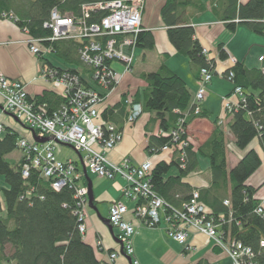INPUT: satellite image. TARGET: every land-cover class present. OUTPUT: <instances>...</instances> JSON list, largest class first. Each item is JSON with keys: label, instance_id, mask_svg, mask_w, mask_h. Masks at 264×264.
Masks as SVG:
<instances>
[{"label": "trees", "instance_id": "1", "mask_svg": "<svg viewBox=\"0 0 264 264\" xmlns=\"http://www.w3.org/2000/svg\"><path fill=\"white\" fill-rule=\"evenodd\" d=\"M112 1L115 0H0V12L16 18L15 24L21 30L28 31L30 37L42 41L52 36L50 30L45 28L52 9L58 8L62 14L80 16L83 5ZM214 2L213 11L231 33L239 26H246L253 34L264 38V0H250L247 4H241L240 0ZM190 8L200 10L201 5L196 0H164L160 16L167 28L168 39L181 56L189 59L197 78L203 68L210 69L215 76L216 59L209 58V52L206 56L205 48L196 38L195 27L190 24L188 17ZM105 15L106 11L92 12L88 21L100 22ZM137 40L138 49L152 51L155 48L156 39L151 30L141 32ZM79 48L80 44L75 41L53 43L54 54L58 58L83 68ZM218 53L220 61L230 59L223 45L218 46ZM41 64L43 68L53 67L45 59L41 60ZM231 74L233 77L230 81ZM223 78L232 83L233 92L236 87L243 91L242 99L238 98L233 113L228 114L232 118L230 132L237 148L245 151L253 140L258 139L264 151V60L260 68H249L244 62L236 61L223 74ZM143 80L148 85L142 103L143 111L157 114L163 130L161 136L150 138L147 148L150 156L159 154L165 145L173 146L170 133L178 129L179 119L185 112L190 111L186 128L196 118L211 116L206 111H201L198 116L192 115V92L184 80L166 67H161L158 72L144 74ZM125 99L101 114L104 123L119 126L120 131L127 118ZM35 101L39 105L46 104L50 113L66 103L63 97L51 92H45ZM19 138L20 135L9 127L0 138V176L6 184V188L0 187V264H104L96 255L95 248L87 244L84 235L80 234L81 223L76 214L74 190L65 187L56 192L51 181L42 178L35 170L24 179L23 158L15 165L8 161L7 158L19 150ZM193 147L186 151L184 164L178 152H175L177 158L172 163L156 164L150 175L152 188L174 209H180L191 200L193 192H199L201 201L211 208L210 217L223 224V237L252 249L256 254L255 264H264V252L260 247L264 240V212L261 215L257 213L260 206L256 198L257 189L247 184L263 165L258 152L250 150L239 161V165L230 170L225 133L217 128L207 144L199 149V155L209 159L212 187L209 190H195L184 182L187 175L197 172L199 168L198 155ZM81 181L87 186L85 175ZM228 189L229 199L226 197ZM226 202L228 205H225Z\"/></svg>", "mask_w": 264, "mask_h": 264}, {"label": "built area", "instance_id": "2", "mask_svg": "<svg viewBox=\"0 0 264 264\" xmlns=\"http://www.w3.org/2000/svg\"><path fill=\"white\" fill-rule=\"evenodd\" d=\"M145 5L146 0H115L105 4L83 5L80 16L62 14L58 8L52 9L49 21L45 24L52 36L42 41L30 37L26 42L30 53L37 56L41 62L53 56V43L75 41L80 44V61L88 69L89 77L96 85L94 87L86 83L78 72L47 66L42 75L54 88L61 90L60 96L66 100L55 112L50 113L46 104L39 105L35 99L32 100L24 82L10 79L0 73L1 114L10 115L32 132L30 138L20 135L17 143L23 154V177L27 179L31 171L35 170L42 178L51 181L56 192L71 187L75 192L76 214L81 223L80 234L85 236V222L89 215V192L81 181L84 173L79 171L75 161L58 157L59 147L70 146L81 154L83 165L90 174L109 181L116 178L126 180L122 197L135 202V208L131 211L122 201H115L110 206L108 220L123 244L124 254L131 259L132 264H139L135 260L133 243L138 230L141 227L157 229L162 224L166 226L168 237L180 245L187 246L193 233L202 234L214 241L216 247L223 250L232 260V264H255L256 254L252 249L236 240L230 241L223 237V224L210 217L211 211L201 201L199 192H193L191 200L180 209L170 207L157 195L150 178L155 168L153 156L156 154L139 166L132 165L128 159L117 165L107 158V155L121 144L124 137L122 130L111 123L103 122L100 105L118 88L122 80V75L113 69V62L123 63L126 74L133 71L137 37L145 31L142 28ZM105 11L107 15L100 22L88 21L92 12ZM2 18L13 23L17 21L7 14H2ZM22 31L29 35L28 31ZM204 53L208 56L207 49H204ZM235 62L236 60H233L234 64ZM232 77L231 74L230 81ZM213 78L214 73L210 69L201 70L197 79L198 89L193 100L192 115L198 116L201 113L207 87ZM242 94V89L236 87L231 97L223 98L224 111L233 113L237 104L233 102L232 97L241 98ZM125 105V124L131 126L142 118L143 105L135 102L132 97L125 99ZM189 112H185L179 119L178 129L170 133L173 146L165 145L161 151H171L174 154L178 152L182 164L186 161V151L193 145L188 138V128L185 127L190 117ZM6 129L7 126L0 117V138L4 136ZM34 135L40 139L48 138L50 141L40 144L34 141ZM225 205H228V202ZM263 212L264 205L260 204L257 213L261 215ZM129 214L133 215L135 222L127 219ZM260 247L264 252V240L261 241ZM110 255V264H113L121 254L115 252Z\"/></svg>", "mask_w": 264, "mask_h": 264}, {"label": "crops", "instance_id": "3", "mask_svg": "<svg viewBox=\"0 0 264 264\" xmlns=\"http://www.w3.org/2000/svg\"><path fill=\"white\" fill-rule=\"evenodd\" d=\"M249 1L250 0H240V3L247 4ZM196 2L201 5V8L200 10L195 8H190V10H188L190 24L195 27L196 38L199 40L201 46L208 50L209 58L212 60L216 59L217 72L215 79L207 87L208 91L204 100L205 102L202 104V111L210 113L211 116L206 119L196 118L188 127L187 134L194 145V152L198 155L199 168L197 172L187 175L184 182L186 184L188 183L195 190H209V188L212 187L213 176L211 175L209 159L199 155V149L207 144L209 139L213 136L214 131L219 128L225 133L227 143L226 154L230 170L239 165V161L244 158L250 150L258 152L263 165L254 173L247 184L257 189L256 198L260 201L261 205H264V151L261 142L255 139L245 151L238 149L235 138L232 132H230L232 118L228 115L226 117L223 109V98L227 96L231 97L234 90L233 85H229L226 79L223 78V74L234 65L233 60L244 62L249 68H260L263 63L260 59L264 58V38L253 34L246 26H239L234 33H231L225 26V23L221 22L219 16L213 11L215 7L214 0H196ZM163 5L164 0H147L146 9L142 16V28L146 31L151 30L153 32L154 39H156L155 48L152 51L136 48V59L132 73L126 74L124 72L123 63L113 62V69L116 71L114 64H118L119 69L122 71L120 73L122 75V80L118 88L111 92L109 98L100 105L101 112L109 108H114L120 104L124 98L128 97H132L135 102L142 104L147 94L145 91L148 88L147 83L143 80V75L158 72L161 67H166L169 71L177 74L187 83L193 97L196 95L198 89V76L196 72L191 69L189 59L181 56L168 39L167 28L160 16ZM154 14L156 21L151 18ZM245 28L250 34L255 36L251 37L245 33L253 41L249 48H247V44L241 46L237 41L238 35L241 34ZM29 38L30 36L25 34L17 24L10 20L3 19L0 12V73L10 79L24 82L27 86L26 88H28L29 97L32 100L41 97L45 92H51L61 97V90L54 88V86L48 83L42 75L44 68L38 57L30 53L29 46L26 44ZM219 45L225 47L230 57L229 60L224 62L220 61L218 58ZM253 50H258L256 52L258 59L255 65H251L249 61L251 58L250 56L253 54ZM48 62L57 69L78 72L86 80V83L92 85L90 83L88 69H86L85 66L82 68L76 64L72 65L65 62L67 66L63 68L62 66L53 64L51 59H48ZM116 73L118 72L116 71ZM232 100L236 104L239 102L238 97H232ZM8 116L10 115L1 114L0 107L1 120L7 127L12 129L7 118ZM122 126L124 139L114 151H111V153L107 155V158L117 165L122 164L124 160L128 159L132 165L139 166L150 158L147 150L150 138L163 134L160 121L157 118V114L154 112L144 113L142 118L131 126H127L124 119ZM116 127L119 128V126ZM19 131L21 136L31 137V132L29 133L26 130ZM68 147L71 148L70 146ZM68 147H59L58 150L62 151L61 155H63V149H68ZM20 153L22 154L21 151ZM77 156V159H72L70 156L61 159L75 161L79 171L81 170L85 175L83 162L80 160L78 153ZM22 158L16 161L12 159L10 163L15 165L20 162ZM176 158L177 156H175L173 152L164 151L154 155L153 162L155 165L162 162L170 164L175 161ZM173 172L176 175L175 171ZM88 179L92 181L93 184L94 204L97 211L89 208V215L85 222L87 224V231L84 240L87 244L95 248L96 255H98L102 263L110 264V254L121 252L122 248L115 240L112 233H110L105 223L109 218L110 206L115 201H122L127 205L128 209L132 211L136 203L122 197L123 188L126 186L125 179L116 178L115 180L109 181L99 179L89 172ZM226 197L228 199L230 198V189H228ZM206 207L209 208L207 205ZM103 211L107 213L105 217H102ZM127 219L135 222L132 214H129ZM165 228V224H162V226L157 227V229L141 227L138 230L133 243L135 260L138 261L139 264H201L202 262H208L210 264H232V260H230L227 254L223 252V250L221 251L218 249L214 241L209 240L206 236L193 233L188 239L187 246H183L171 240ZM114 233L117 236L115 231ZM113 264L132 263L127 256L121 254Z\"/></svg>", "mask_w": 264, "mask_h": 264}, {"label": "rangeland", "instance_id": "4", "mask_svg": "<svg viewBox=\"0 0 264 264\" xmlns=\"http://www.w3.org/2000/svg\"><path fill=\"white\" fill-rule=\"evenodd\" d=\"M146 3H147V0H146ZM146 6V5H145ZM151 18H153V20H155L156 21V18H155V14L153 15V16H151ZM245 33H247L248 35H250L251 37H255V36H253L252 34H250V32H248V30L245 28V30H243L242 32H241V34H239L238 36V39H237V41H238V43L242 46H244V45H246L247 44V48H249L250 47V45L252 44V40L249 38V36L247 35V34H245ZM258 50H253V54L250 56L251 58L249 59V61H250V63H251V65H255L256 64V61H257V59H258V56H256V52H257ZM47 59H51V61H52V63L53 64H55V65H59V66H62L63 68L64 67H66L67 65H65V61H62L60 58H58L56 55H54L53 54V56H49ZM260 61L261 62H263L261 59H260ZM114 66H115V68H116V71L118 72V73H121L122 71L119 69V67H118V64H114ZM87 69V68H86ZM213 79H215V76H214V78ZM227 81V83H229V85L230 84H232L231 82H229L228 80H226ZM90 83L95 87L96 85H95V83H94V81L90 78ZM223 103H224V101H223ZM223 109H224V104H223ZM225 114H226V117H227V115H228V112H226L225 111ZM8 118V120H9V124H10V126L12 127V129H14L15 131H17V133L20 135V131L19 130H26L27 132H31L30 130L28 131V129L25 127H23V125L20 123V122H17L13 117H11V116H8L7 117ZM32 133V132H31ZM189 138V137H188ZM190 139V138H189ZM64 151H63V155H61L62 153V151H59L58 152V157L59 158H63V159H65L64 157H68V156H70L72 159H77L78 158V156H77V152L75 151V150H73L72 148H69L68 147V149L66 148V149H63ZM22 158V154L20 153V151L19 150H17L16 152H14L11 156H9L7 159H8V161L9 162H11L12 161V159H14L15 161L16 160H18V159H21ZM176 173V172H175ZM173 174H174V172H173ZM0 187H3V188H6V184H5V181H4V178L2 177V176H0ZM105 211V210H104ZM102 212V217L104 216H106L107 215V213L106 212Z\"/></svg>", "mask_w": 264, "mask_h": 264}, {"label": "water", "instance_id": "5", "mask_svg": "<svg viewBox=\"0 0 264 264\" xmlns=\"http://www.w3.org/2000/svg\"><path fill=\"white\" fill-rule=\"evenodd\" d=\"M34 141H36V142H38V143H40V144H46V143L49 142L50 140H49L48 138H46V139H40V138H38L37 136L34 135ZM78 155H79L80 160L83 162V160H82V158H81V154L78 153ZM84 170H85V177H86L87 181H89L88 186H87V188H88V192H89V201H88V202H89V208H90L91 210L97 211V209H96V207H95V204H94L95 202H94L93 184H92V181H90V180L88 179V171L85 169V167H84ZM105 223H106V225L108 226L110 233H112V235L115 237V240H116V241L122 246L120 254H123L124 256H126V255L124 254V251H123V244H121V242L119 241V239H118L117 236L115 235V233H114V231H113V228H112V226H111L110 223H109V220H106ZM129 259H130V258H129ZM130 260H131V259H130Z\"/></svg>", "mask_w": 264, "mask_h": 264}]
</instances>
